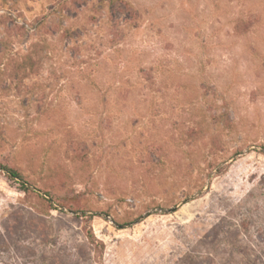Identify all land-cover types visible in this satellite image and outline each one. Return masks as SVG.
I'll return each instance as SVG.
<instances>
[{"label":"rangeland","instance_id":"rangeland-1","mask_svg":"<svg viewBox=\"0 0 264 264\" xmlns=\"http://www.w3.org/2000/svg\"><path fill=\"white\" fill-rule=\"evenodd\" d=\"M121 1L0 0V264H264V0Z\"/></svg>","mask_w":264,"mask_h":264},{"label":"trees","instance_id":"trees-1","mask_svg":"<svg viewBox=\"0 0 264 264\" xmlns=\"http://www.w3.org/2000/svg\"><path fill=\"white\" fill-rule=\"evenodd\" d=\"M115 4H118L119 7L122 8H126L127 4L124 3L123 1L119 0L118 3L114 0H110V5L114 6ZM24 61H30L29 57H26V59H24ZM23 65H25V63L20 64V65H16V67L21 68ZM32 66V65H29ZM1 170L3 171V173L5 174V177L11 181H17V183L20 185L21 189L24 191L28 190V184L24 181V178L22 177V175L12 169V168H8L6 166H1Z\"/></svg>","mask_w":264,"mask_h":264}]
</instances>
